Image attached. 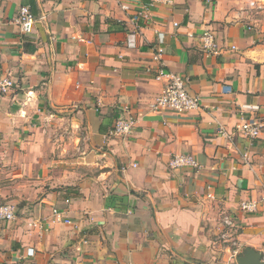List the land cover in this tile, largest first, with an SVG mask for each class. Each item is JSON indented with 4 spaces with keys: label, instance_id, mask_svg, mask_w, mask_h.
Returning a JSON list of instances; mask_svg holds the SVG:
<instances>
[{
    "label": "crops",
    "instance_id": "obj_1",
    "mask_svg": "<svg viewBox=\"0 0 264 264\" xmlns=\"http://www.w3.org/2000/svg\"><path fill=\"white\" fill-rule=\"evenodd\" d=\"M142 2L0 0V76L12 81L0 91V199L16 207L0 220V264H236L245 246L263 250L264 45L244 0H171L136 26ZM21 5L33 6L27 34ZM158 33L195 110H151L165 84L154 78ZM129 115V135L108 134ZM248 119L255 138L236 129ZM178 153L201 166L170 169ZM250 199L257 209L241 211ZM53 208L71 223L45 226Z\"/></svg>",
    "mask_w": 264,
    "mask_h": 264
},
{
    "label": "built area",
    "instance_id": "obj_2",
    "mask_svg": "<svg viewBox=\"0 0 264 264\" xmlns=\"http://www.w3.org/2000/svg\"><path fill=\"white\" fill-rule=\"evenodd\" d=\"M171 0H143L139 10L134 12L130 16L131 22L136 26L145 23L149 20L150 9L159 3H170ZM205 4H211V0H205ZM121 8L128 10L129 7L126 4H121ZM20 29L23 33H30L33 29L35 22V16L28 5H21L19 8L18 16L16 18ZM176 25V23H174ZM164 34H157V41L154 46L152 58L156 63L154 78L156 80L164 81L165 84L161 92L154 98L151 103V110H171L176 114H184L192 110L197 109L200 106V100L198 96L191 95L186 89V77L177 73H173L165 69V64L162 60L164 52L163 42ZM79 41L84 39L78 38ZM200 41L203 49L207 52L214 51L217 47L214 33L210 29H205L200 35ZM127 45L133 46L134 43L131 40L127 41ZM12 86V81L7 76H0V91L4 92ZM136 123V119L133 116H127L124 118H118L115 120L112 127L109 129L108 134L116 137H125L131 133ZM236 129L243 135L249 138H255L259 135L260 128L257 122L253 119L243 120L236 126ZM222 134L225 132L222 131ZM167 166L170 169L179 168H199L201 165L197 159L191 154H173L168 162ZM239 209L243 212H253L257 209V201L255 200H243L239 204ZM16 217V207L12 203L2 202L0 199V220L12 221ZM44 221V220H43ZM56 222H62L70 224L71 220L64 216L63 211L58 208H53L51 211V217L44 221L45 226L54 224ZM223 227L227 230L236 228L235 219L228 212H224L221 217ZM33 225H38L42 228V220H38ZM224 229V230H226ZM222 231L220 237L223 238L228 231ZM234 230V229H233ZM236 246V242H234Z\"/></svg>",
    "mask_w": 264,
    "mask_h": 264
},
{
    "label": "rangeland",
    "instance_id": "obj_3",
    "mask_svg": "<svg viewBox=\"0 0 264 264\" xmlns=\"http://www.w3.org/2000/svg\"><path fill=\"white\" fill-rule=\"evenodd\" d=\"M239 6L238 10L246 14L243 18L260 35L259 43L264 45V0H244Z\"/></svg>",
    "mask_w": 264,
    "mask_h": 264
},
{
    "label": "water",
    "instance_id": "obj_4",
    "mask_svg": "<svg viewBox=\"0 0 264 264\" xmlns=\"http://www.w3.org/2000/svg\"><path fill=\"white\" fill-rule=\"evenodd\" d=\"M236 264H264V245L263 250H255L245 246L235 259Z\"/></svg>",
    "mask_w": 264,
    "mask_h": 264
},
{
    "label": "trees",
    "instance_id": "obj_5",
    "mask_svg": "<svg viewBox=\"0 0 264 264\" xmlns=\"http://www.w3.org/2000/svg\"><path fill=\"white\" fill-rule=\"evenodd\" d=\"M30 8H31V10L33 11V6H32V5L30 6Z\"/></svg>",
    "mask_w": 264,
    "mask_h": 264
}]
</instances>
